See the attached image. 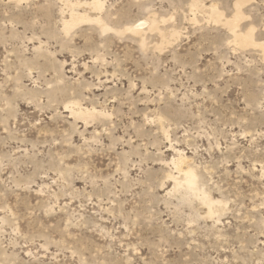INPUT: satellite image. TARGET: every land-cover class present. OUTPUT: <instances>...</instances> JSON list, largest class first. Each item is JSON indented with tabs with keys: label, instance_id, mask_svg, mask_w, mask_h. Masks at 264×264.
<instances>
[{
	"label": "rangeland",
	"instance_id": "374dc122",
	"mask_svg": "<svg viewBox=\"0 0 264 264\" xmlns=\"http://www.w3.org/2000/svg\"><path fill=\"white\" fill-rule=\"evenodd\" d=\"M99 1L0 0V264H264V0Z\"/></svg>",
	"mask_w": 264,
	"mask_h": 264
},
{
	"label": "bare ground",
	"instance_id": "6f19581e",
	"mask_svg": "<svg viewBox=\"0 0 264 264\" xmlns=\"http://www.w3.org/2000/svg\"><path fill=\"white\" fill-rule=\"evenodd\" d=\"M242 2H243V0H242ZM242 2L239 1L238 3L235 4L236 8H238V9H236L237 12H236L235 16L232 18V20L227 22L228 27L231 30H234L233 31L234 35L236 33L235 30L237 28L238 20L241 17V15H240L241 11L239 13V9H240L239 7H241L240 5H241ZM91 3L93 4L94 8H96V10H101L102 7H103L99 0H93V2H91ZM196 4H198L197 1H196ZM212 16H213L214 20H216V21H222V16L218 13V11L215 9V7L212 8ZM85 20L86 21H90V19L88 18V16H83V15H79L77 13H73L70 16V21H68V22L65 23V27H67L68 29H70L74 25H76L77 23L82 22V21H85ZM92 22L96 23V25L98 24L100 26V29L101 28H104V26L102 25V22L98 18L95 19V20H93ZM213 22H215V21H213ZM146 25L149 27V30H151V31L157 29L156 26H155V24L153 22L148 25V23H146V22L143 21L141 23H138L137 22V24L135 26L130 27L127 30H128V32L130 31L131 33H133V34L141 37L143 35L142 33L144 32V28L143 27L146 26ZM235 37H236V35H235ZM237 37L240 38V41L239 42L242 45L247 46V45H250L252 43V42H250V33L249 32L246 33V34H244V35H241L240 34V36H237ZM71 99H73V98H71ZM66 109H67V107H66ZM74 112L76 113L77 116H80V117H89V114L83 113L80 110H76V111L74 110ZM180 170L182 171L183 176H182V178H179V180H175V182H174L175 188L176 189L185 188L189 193H191L193 195L196 194L197 193V190H198L197 189L196 174L191 169L183 168V169H180ZM173 181H174V179H173ZM206 197H207V195H206ZM205 201L208 203V205L211 204L207 199H205ZM208 210L211 211V208L209 207Z\"/></svg>",
	"mask_w": 264,
	"mask_h": 264
}]
</instances>
